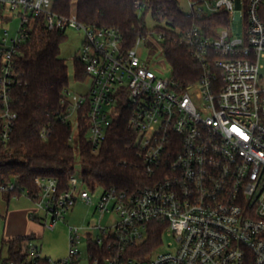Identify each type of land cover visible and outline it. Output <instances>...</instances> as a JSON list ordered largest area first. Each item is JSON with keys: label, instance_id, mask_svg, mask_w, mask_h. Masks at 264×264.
Wrapping results in <instances>:
<instances>
[{"label": "built area", "instance_id": "built-area-1", "mask_svg": "<svg viewBox=\"0 0 264 264\" xmlns=\"http://www.w3.org/2000/svg\"><path fill=\"white\" fill-rule=\"evenodd\" d=\"M52 5L53 0H0L2 141L16 119L10 96L16 59L41 19L49 31L73 28L83 34L77 59L88 90H66L62 100L69 141L83 121L86 139L97 149L114 121L126 118L149 180L136 191H102L95 210L113 211L116 221L69 228L68 255L59 264L77 258L80 231L87 243L90 238L108 251L105 264H264V0L180 1L188 17L212 18L173 31L199 68L197 80L185 87L173 81L171 70L164 77L158 63L136 52L142 45L165 60L164 31L153 26L126 49L115 29L87 27L74 13L57 14ZM134 8L140 15L143 5L136 2ZM7 12L18 19L13 35L2 28L11 19ZM233 24L241 26L240 35ZM35 183L39 194L32 213H43L41 225L47 229L63 220L77 199L92 201L73 173L63 191L53 179ZM13 189L0 184V192ZM158 233L151 251L128 256ZM164 235L173 242L156 253ZM29 253L42 257L34 246Z\"/></svg>", "mask_w": 264, "mask_h": 264}, {"label": "trees", "instance_id": "trees-1", "mask_svg": "<svg viewBox=\"0 0 264 264\" xmlns=\"http://www.w3.org/2000/svg\"><path fill=\"white\" fill-rule=\"evenodd\" d=\"M180 1L53 0L52 6L63 16L74 13L87 27L115 29L126 49L132 48L136 37L147 30L145 16L149 15L153 30L164 31L163 55L171 78L179 87H185L197 80L199 68L173 31L203 24L204 20L212 18L188 17ZM136 2L143 5L140 15L134 8ZM65 38V31H49L39 19L16 59L14 83L10 89L11 108L16 119L8 139L3 142L0 137V184L14 185L12 191L4 192L7 199L25 193L34 201L39 194L36 178L53 179L59 191L66 190L76 157L80 162L83 187L87 190L99 187L102 191L112 188L131 192L149 184L126 118L114 121L97 149L87 141L83 121L79 122L77 135L69 141L71 127L62 121V100L68 86L67 65L59 56V46ZM74 77L81 82L85 79L84 66L77 58L74 59ZM42 131L47 133L45 139L40 137ZM29 217L38 220L34 213ZM34 239L33 233L2 239L0 248H6L7 256L0 257V264H51L46 257H31L29 244ZM159 241V233L151 234L141 252L130 251L128 256L144 255ZM87 252L89 264L95 260L105 264L108 251L96 246L90 238ZM76 261L73 259L67 264Z\"/></svg>", "mask_w": 264, "mask_h": 264}, {"label": "rangeland", "instance_id": "rangeland-1", "mask_svg": "<svg viewBox=\"0 0 264 264\" xmlns=\"http://www.w3.org/2000/svg\"><path fill=\"white\" fill-rule=\"evenodd\" d=\"M5 16L11 19L2 23V28H5L9 35H13L18 25V19L16 16H13L11 12L5 13ZM145 23L147 30L154 26L149 15L145 16ZM233 26L235 32L234 34L240 35L241 26L239 24H233ZM65 36V40H63L59 46V56L65 60L67 65V92L71 94H84L88 90L87 84L85 82L75 80L74 77V59L80 56L83 34L81 31L68 28L65 30ZM136 52L142 60L149 59L153 63H158L157 67L162 70L164 77L168 78L170 76L169 65L165 62L160 53L148 52L142 45L136 48ZM262 63H264V60H262ZM73 175L79 181L82 179L78 157H76L74 164ZM88 192L92 199L91 203L86 204L80 199H77L71 209L64 215V219L59 221L52 229H47L41 225V219L43 217L42 212L36 214L38 220L34 221L32 228H29V224L24 226L23 223H21L19 225V220L21 219L19 212L34 210L35 205L33 201L29 199L25 193L7 199L6 194L4 192H0V243L2 239L7 238L6 235L9 230V224H13V226L19 228L17 230L19 233L29 231L35 235V239L29 245L36 246L42 257H46L52 262L65 259L68 255L70 246L69 228H85L88 225L92 226L98 224L105 227L111 225L117 219V216L113 211L100 213L95 210L96 203L102 193V188L96 187L94 191L88 189ZM92 233L93 236L96 235L95 232ZM172 242L173 240L170 236L164 235L163 242L157 248L156 253L168 250L170 246H167V244ZM86 244L87 239L85 237V231H80V243L77 245L79 254L76 258L77 261L75 264H89ZM6 256V248H0V257L5 258Z\"/></svg>", "mask_w": 264, "mask_h": 264}, {"label": "crops", "instance_id": "crops-1", "mask_svg": "<svg viewBox=\"0 0 264 264\" xmlns=\"http://www.w3.org/2000/svg\"><path fill=\"white\" fill-rule=\"evenodd\" d=\"M34 210L32 211H22V212H19V216H21V219L19 220V225L21 223H23V225H28L29 224V228H32V226L34 225V221L29 217V213H32ZM14 216V215H13ZM22 221V222H21ZM9 230L7 232V235H6V239H9V238H13L15 236H18V235H27V234H30L31 232H18L17 230L19 228H17L16 226H13V224H9Z\"/></svg>", "mask_w": 264, "mask_h": 264}]
</instances>
